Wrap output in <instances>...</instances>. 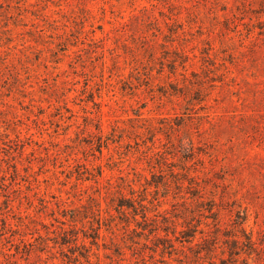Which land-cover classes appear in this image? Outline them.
<instances>
[{
    "label": "rangeland",
    "instance_id": "1",
    "mask_svg": "<svg viewBox=\"0 0 264 264\" xmlns=\"http://www.w3.org/2000/svg\"><path fill=\"white\" fill-rule=\"evenodd\" d=\"M0 264H264V0H0Z\"/></svg>",
    "mask_w": 264,
    "mask_h": 264
},
{
    "label": "trees",
    "instance_id": "2",
    "mask_svg": "<svg viewBox=\"0 0 264 264\" xmlns=\"http://www.w3.org/2000/svg\"><path fill=\"white\" fill-rule=\"evenodd\" d=\"M186 235H188L189 237H193L194 236V233H187ZM245 237L247 238L245 244L248 247V249H254V241L251 238V236H249L248 234H246ZM235 253H238V252H235Z\"/></svg>",
    "mask_w": 264,
    "mask_h": 264
}]
</instances>
